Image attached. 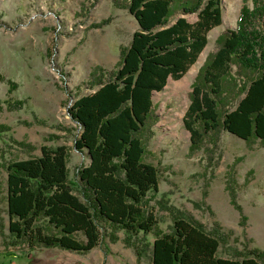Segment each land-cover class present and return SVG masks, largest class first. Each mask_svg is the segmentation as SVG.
<instances>
[{
  "label": "trees",
  "instance_id": "1",
  "mask_svg": "<svg viewBox=\"0 0 264 264\" xmlns=\"http://www.w3.org/2000/svg\"><path fill=\"white\" fill-rule=\"evenodd\" d=\"M123 5L138 28L115 68L93 71L92 91L67 108L79 128L74 148L88 159L75 178L68 177L64 145H41L39 155L26 158L8 159L0 150L9 234L30 249L86 253L105 240L116 242L122 231L124 245L138 261L149 253L150 264H264V250L231 245V234L219 224L206 229L174 207L167 208L171 224L162 230L149 199L160 181L159 168L145 157V132L155 117L152 93L196 61L208 31L222 22L221 0H125ZM187 13H195L196 20L189 22ZM8 83L13 90L15 84ZM5 103L12 110L22 104ZM182 122L195 149L216 142L220 131L264 141V0H242L234 27L219 33L192 82ZM10 129L0 123V136ZM230 201L244 225L233 190Z\"/></svg>",
  "mask_w": 264,
  "mask_h": 264
},
{
  "label": "rangeland",
  "instance_id": "2",
  "mask_svg": "<svg viewBox=\"0 0 264 264\" xmlns=\"http://www.w3.org/2000/svg\"><path fill=\"white\" fill-rule=\"evenodd\" d=\"M125 0H0V123L11 129L0 136L5 158H26L40 153V146L64 145L68 177L88 162L74 148L78 125L67 108L82 94L90 93L93 71L112 70L138 28L123 5ZM222 22L206 35V45L179 79L168 78L162 91L152 93L154 121L145 132L146 160L160 170L159 188L149 196L162 230L171 224L174 207L189 214L206 229L215 223L230 233L231 245L264 250V141L220 131L218 139L195 149L183 126L192 82L215 40L235 25L242 0H221ZM189 22L195 13L184 14ZM11 80L15 84L9 91ZM7 101H20L7 109ZM212 140V141H211ZM21 142L23 144L17 143ZM3 182V175L0 176ZM246 216L244 225L230 201ZM1 192V191H0ZM0 194V264H111L108 255H135L119 239L108 240L86 253L57 247H27L7 229V214ZM166 204L167 207H163ZM148 235L147 240L151 241ZM146 253L137 264H150Z\"/></svg>",
  "mask_w": 264,
  "mask_h": 264
},
{
  "label": "crops",
  "instance_id": "3",
  "mask_svg": "<svg viewBox=\"0 0 264 264\" xmlns=\"http://www.w3.org/2000/svg\"><path fill=\"white\" fill-rule=\"evenodd\" d=\"M110 258H106V260H110L111 264H137L136 255L126 256V255H108Z\"/></svg>",
  "mask_w": 264,
  "mask_h": 264
}]
</instances>
